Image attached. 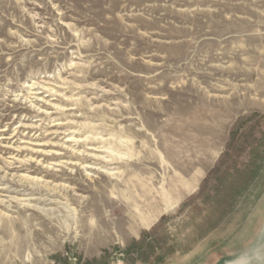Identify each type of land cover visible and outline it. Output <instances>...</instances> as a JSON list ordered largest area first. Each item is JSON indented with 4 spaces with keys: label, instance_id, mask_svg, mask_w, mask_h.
I'll return each mask as SVG.
<instances>
[{
    "label": "rangeland",
    "instance_id": "374dc122",
    "mask_svg": "<svg viewBox=\"0 0 264 264\" xmlns=\"http://www.w3.org/2000/svg\"><path fill=\"white\" fill-rule=\"evenodd\" d=\"M0 178V264H264V0H0Z\"/></svg>",
    "mask_w": 264,
    "mask_h": 264
},
{
    "label": "bare ground",
    "instance_id": "6f19581e",
    "mask_svg": "<svg viewBox=\"0 0 264 264\" xmlns=\"http://www.w3.org/2000/svg\"><path fill=\"white\" fill-rule=\"evenodd\" d=\"M8 146V145H7ZM98 157V156H97ZM18 159V158H17ZM30 163V162H29ZM51 167V166H50ZM53 167V166H52ZM58 166H55V167H53V169H52V171L55 169V168H57ZM84 169H85V171H86V173L87 172H89L88 173V176H90V178H91V173L94 171L93 169H90V168H88V167H84ZM93 170V171H92ZM50 171H51V168H50ZM14 176L15 175H13L12 177L14 178ZM1 179V178H0ZM24 180H33V181H36V182H39L38 180H40V179H30L29 177H24L23 178ZM43 179V178H42ZM22 180V179H21ZM42 183V182H41ZM56 186H57V184H56ZM59 187H60V185H59ZM56 188V187H55ZM62 188H64L65 189V187L63 186ZM2 203V200H0V204ZM226 264H238V263H236V262H234V261H230V262H227Z\"/></svg>",
    "mask_w": 264,
    "mask_h": 264
}]
</instances>
